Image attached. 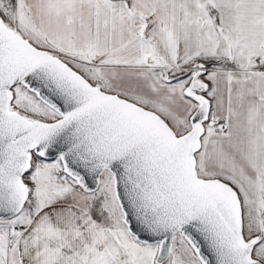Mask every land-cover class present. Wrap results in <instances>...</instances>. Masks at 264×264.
I'll use <instances>...</instances> for the list:
<instances>
[{"label": "snow or ice", "instance_id": "1", "mask_svg": "<svg viewBox=\"0 0 264 264\" xmlns=\"http://www.w3.org/2000/svg\"><path fill=\"white\" fill-rule=\"evenodd\" d=\"M0 264H264V0H0Z\"/></svg>", "mask_w": 264, "mask_h": 264}]
</instances>
